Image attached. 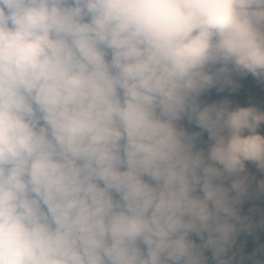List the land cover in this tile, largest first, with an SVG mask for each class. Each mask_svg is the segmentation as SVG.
<instances>
[{"label": "clouds", "instance_id": "clouds-1", "mask_svg": "<svg viewBox=\"0 0 264 264\" xmlns=\"http://www.w3.org/2000/svg\"><path fill=\"white\" fill-rule=\"evenodd\" d=\"M0 264H264V0H0Z\"/></svg>", "mask_w": 264, "mask_h": 264}, {"label": "rangeland", "instance_id": "rangeland-1", "mask_svg": "<svg viewBox=\"0 0 264 264\" xmlns=\"http://www.w3.org/2000/svg\"><path fill=\"white\" fill-rule=\"evenodd\" d=\"M206 100H207V98H206ZM208 102V101H207ZM184 124H185V126L189 129V131H199V129L198 128H196V126L194 125V124H192V125H189L188 123H187V121L185 120L184 121ZM247 208V205H245V209ZM193 239H196L197 240V242L199 243V240H198V238H196V237H193Z\"/></svg>", "mask_w": 264, "mask_h": 264}, {"label": "trees", "instance_id": "trees-1", "mask_svg": "<svg viewBox=\"0 0 264 264\" xmlns=\"http://www.w3.org/2000/svg\"><path fill=\"white\" fill-rule=\"evenodd\" d=\"M215 93L214 92H210L207 96V101L211 102L213 99H215ZM246 251H251V247H249ZM206 255L209 256V258L211 259V253H206Z\"/></svg>", "mask_w": 264, "mask_h": 264}]
</instances>
